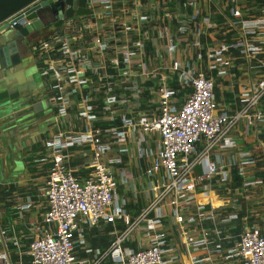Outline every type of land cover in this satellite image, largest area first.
I'll return each mask as SVG.
<instances>
[{
	"label": "built area",
	"instance_id": "1",
	"mask_svg": "<svg viewBox=\"0 0 264 264\" xmlns=\"http://www.w3.org/2000/svg\"><path fill=\"white\" fill-rule=\"evenodd\" d=\"M43 1L0 22L13 29L59 12L65 21L28 44L53 120L39 159L50 161L43 222L26 249L15 231L5 236L17 262L264 264V215L254 223L240 216L241 190L262 186L264 176L250 175L258 156L238 149L233 135L241 122L264 124V8L255 14L248 0ZM218 78L238 86L233 112L218 102ZM231 171L238 187L218 204L217 184H233ZM140 181L149 199L131 217L117 183ZM103 225L112 227L105 249L84 237ZM0 262L9 264L3 249Z\"/></svg>",
	"mask_w": 264,
	"mask_h": 264
},
{
	"label": "crops",
	"instance_id": "2",
	"mask_svg": "<svg viewBox=\"0 0 264 264\" xmlns=\"http://www.w3.org/2000/svg\"><path fill=\"white\" fill-rule=\"evenodd\" d=\"M25 50L24 57L25 59L28 57L30 53L29 47H23ZM33 54V52L31 51ZM34 56V54H33ZM33 62L37 65L36 58L34 56ZM39 69V67H38ZM40 73V71H39ZM19 74L21 75L20 80L24 81L26 85L37 88V77L33 70V67L30 65H24V67L20 70ZM41 75V74H40ZM47 92L49 93V89L47 86ZM217 98L218 102L223 109H228L230 111H235L239 103L236 101V95L238 93V86L235 84H228L221 78L217 79ZM49 106L51 108L49 99ZM51 114L43 110V108L37 107V109L33 110L31 115L34 116L33 121L30 125L32 126L31 131L38 130L39 122L42 120H47L49 124L48 130L51 129V123L53 120V111L50 109ZM47 132V131H46ZM45 132V133H46ZM45 133L39 134L38 137L31 138L30 146L28 148H24V153L20 156L21 160H23L25 164V168L21 172V178L14 183L8 184L6 182H2L0 184V207L3 208V212L0 213V225L3 227V233L5 236L13 233L17 236L18 241L20 242V246L22 249H26L30 242L33 240L34 230L43 222L44 214L47 210V200L45 197V180L50 168V161H40L41 154L45 152L43 146V138ZM233 135L237 139V148L238 149H252L258 156V164L254 170L250 171V175L253 176V172L258 168L259 161L264 159V124L259 125L258 127H248L244 122H241L239 126L235 129ZM3 136L0 135V161L6 160L8 157H13L14 154L10 156L6 155L5 146L3 144ZM134 167V166H133ZM133 167H128L129 169ZM264 171V168H262ZM2 168L0 169V177L2 175ZM142 183L137 182V184ZM147 183V182H145ZM143 184V183H142ZM138 189L139 195L138 200L139 204L134 206L138 209L136 214L139 213L140 209L146 205L148 201V196L146 190L148 187H145L143 184V188H139V185L136 187ZM255 193L252 191L248 192L247 190L243 191V209L240 212V216L246 217L249 216L251 221L250 223H254L256 219L259 217V214L264 215V184L259 187L253 188ZM253 190V191H254ZM258 190V192H256ZM242 193V192H241ZM252 196V198H250ZM215 202L219 203L222 199V196L214 197ZM254 198L255 204L261 203V205L253 206L251 203ZM32 199L33 206L29 210L21 211L18 206L22 202H26L27 200ZM217 199V200H216ZM132 212V211H130ZM259 213V214H256ZM244 220H240L237 222L239 229L244 227ZM249 222V220H248ZM170 224V223H168ZM110 226V225H109ZM108 225H103L100 228H92L87 229L84 232V237L89 244H93L94 241L99 242V238L101 234H105L107 231L103 228L107 229ZM175 224L172 222L171 229L175 230ZM102 230V231H100ZM94 232H98L94 234ZM108 233V232H107ZM109 234V233H108ZM7 244H11L14 246V254L17 255L18 249L12 239L6 237ZM2 244V243H1ZM8 246V245H7ZM96 247H100L98 244ZM3 249L1 246L0 250ZM11 253V251H9ZM83 254V253H82ZM3 264V262H0Z\"/></svg>",
	"mask_w": 264,
	"mask_h": 264
},
{
	"label": "water",
	"instance_id": "3",
	"mask_svg": "<svg viewBox=\"0 0 264 264\" xmlns=\"http://www.w3.org/2000/svg\"><path fill=\"white\" fill-rule=\"evenodd\" d=\"M33 1L35 0H0V22ZM68 2L72 3V0H68ZM84 2L85 0H80V4ZM49 3H52V0L43 1L41 5L46 6ZM84 12H86V8H80L77 11V13ZM72 14L73 10L69 9L67 15L71 16ZM62 15L59 12L58 18H61ZM35 16L36 14H32L30 17L34 18ZM44 25L45 23L42 19H37L26 26L18 25L13 29L0 28V135L4 139L3 144L7 156L18 151L20 146L17 144L16 137H13L11 142L6 138V131H17L25 125L27 126L30 119L34 118L31 115L32 111L41 106L37 88L26 85L23 80L21 81L19 72L26 63L23 47H27L29 39L35 38L37 30ZM21 115H26L24 117L26 122L20 121ZM6 161L7 158L4 166H6ZM2 173L4 177L6 170L2 169ZM0 240L8 262L12 264L6 237L1 225Z\"/></svg>",
	"mask_w": 264,
	"mask_h": 264
},
{
	"label": "rangeland",
	"instance_id": "4",
	"mask_svg": "<svg viewBox=\"0 0 264 264\" xmlns=\"http://www.w3.org/2000/svg\"><path fill=\"white\" fill-rule=\"evenodd\" d=\"M249 7H251L252 11L255 14H260V12L262 11V9L264 8V6H262L263 2L262 0H248ZM47 22L45 23V25L41 28H39L37 30V36H40L41 34H44L46 32L49 31H53V30H59L64 26V20L62 18L59 19H54V20H50V18L46 19ZM11 29V28H10ZM29 47L30 53L28 54V57L25 59L26 63L25 65H30V67H33V70L35 72V75L37 77V92H38V97L40 99V104L41 107L43 108V110H45L47 113L49 111V113L51 114L50 111V106L48 103V92H47V85L43 79V77L40 75L39 73V69L37 67V65L33 62L34 60V56L31 53V46L27 45ZM26 115H21L20 117V121L21 122H26V118H24ZM35 119V118H32ZM32 119H30L29 124L26 126H24L22 129H19L17 131H12V130H8L6 131V138L10 140V142L12 141L13 137L17 138V144L18 146H20V149L18 151H16L13 155V157H8L7 161H6V166H4V160L0 161V169L2 168L3 170H6V175L4 177H0V184H2V182H6L8 184L14 183L15 181L19 180L21 178V172L23 171V169L25 168V164L23 162V160H21L20 156L23 155L24 153V148H28L30 146V142H31V138L33 137H38L39 134L41 133H45L46 131H48V121L47 120H42L39 122V128L38 130H33L31 131L32 126L30 125V123L35 122V121H31ZM264 157V156H263ZM264 159H262V161H259V165L258 168L253 172V174L259 176V175H263L264 176ZM229 177L231 178V180L233 181V184L229 183L227 186L224 185L223 180L221 179V183L217 184V193L220 194V196H225L226 198H228L229 200L232 199V195L234 193V189L238 187V184H235L236 180H237V175L235 171H231L229 173ZM139 185V188L141 187V190L143 188V184L139 183L137 184ZM117 193H118V201L121 202L122 199H124L127 203L126 205H123V208L126 209L127 212H129L131 217H135L137 214V208L134 206L139 204V201L135 202L136 198L134 197L133 193L134 190H138L137 188H134L132 186H130V188L124 187L123 184H119L117 183ZM254 189H249L248 192L252 191L253 193H255ZM242 192L244 190H241ZM256 192H258V190H256ZM256 196V193L254 195V197ZM250 198H252V196H250ZM243 201L241 200V203L243 205ZM221 202H219L218 204H220ZM251 203H253V206H256L255 202H254V198L252 199ZM132 211V212H130ZM3 212V208L0 207V213ZM103 232L104 230H106L105 228L102 229ZM100 230V231H102ZM111 236V235H110ZM128 245L131 247L133 246L132 244V240H130L128 242ZM2 244H1V240H0V248H1ZM25 257V256H24ZM25 261V260H24ZM15 264H19L17 261L15 262Z\"/></svg>",
	"mask_w": 264,
	"mask_h": 264
},
{
	"label": "trees",
	"instance_id": "5",
	"mask_svg": "<svg viewBox=\"0 0 264 264\" xmlns=\"http://www.w3.org/2000/svg\"><path fill=\"white\" fill-rule=\"evenodd\" d=\"M111 228H112L111 226H108L106 231L109 233ZM2 229H3V227H2ZM107 232L104 235L101 234V237L98 239L99 242L94 241L93 245L97 246V244H98L102 249H105L110 244V239H111L110 234H108ZM96 233H98V232H94V234H96ZM7 245H8L9 251H11L12 262H13V264H15V262L17 261L18 256L15 255L14 252H13L14 251V246H12L11 244H7ZM29 261H30V257L29 256H25L24 263L25 264H29Z\"/></svg>",
	"mask_w": 264,
	"mask_h": 264
},
{
	"label": "flooded vegetation",
	"instance_id": "6",
	"mask_svg": "<svg viewBox=\"0 0 264 264\" xmlns=\"http://www.w3.org/2000/svg\"><path fill=\"white\" fill-rule=\"evenodd\" d=\"M39 71H40V74H41V76L43 77V79L45 81V78H44V75H43L42 71L40 69H39Z\"/></svg>",
	"mask_w": 264,
	"mask_h": 264
}]
</instances>
